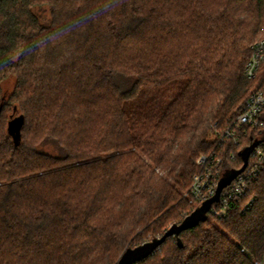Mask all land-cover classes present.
I'll return each instance as SVG.
<instances>
[{
    "label": "trees",
    "instance_id": "trees-1",
    "mask_svg": "<svg viewBox=\"0 0 264 264\" xmlns=\"http://www.w3.org/2000/svg\"><path fill=\"white\" fill-rule=\"evenodd\" d=\"M262 29L264 0H0V264H118L199 209ZM219 209L137 264H264V167Z\"/></svg>",
    "mask_w": 264,
    "mask_h": 264
},
{
    "label": "built area",
    "instance_id": "built-area-1",
    "mask_svg": "<svg viewBox=\"0 0 264 264\" xmlns=\"http://www.w3.org/2000/svg\"><path fill=\"white\" fill-rule=\"evenodd\" d=\"M263 35L251 47L250 58L245 66V76L254 81L259 88L240 104L236 117L224 129L213 127L212 137L219 143L230 142L234 146L242 145L246 140L258 145L249 157L244 172L224 189L217 204L219 210H213L215 216H225L231 203L240 202L249 192L252 182L259 178L264 167V29ZM231 154V159L235 160ZM223 159L217 155H203L197 160L201 172L192 182L189 197L193 201L206 202L214 197L222 179ZM249 201L247 204H250Z\"/></svg>",
    "mask_w": 264,
    "mask_h": 264
},
{
    "label": "water",
    "instance_id": "water-1",
    "mask_svg": "<svg viewBox=\"0 0 264 264\" xmlns=\"http://www.w3.org/2000/svg\"><path fill=\"white\" fill-rule=\"evenodd\" d=\"M257 145L258 143H254L250 147H247L244 151H242L241 155L244 162L243 167L240 170L229 171L224 174V176L220 180L219 187L214 197L204 202L199 209L194 211L191 215L187 216L182 221V223L172 225L163 237L146 242L135 248L128 249L126 253L120 258L118 264H137L138 262L146 260L155 252H157L161 245L166 241V239L171 236H176L178 238L177 240L179 246L182 247L183 243L180 239V235L184 231H187L199 225L200 222L206 218L207 212L216 202L220 200L221 194L224 189L228 187L237 176H239L242 172L245 171L249 163V157Z\"/></svg>",
    "mask_w": 264,
    "mask_h": 264
},
{
    "label": "rangeland",
    "instance_id": "rangeland-1",
    "mask_svg": "<svg viewBox=\"0 0 264 264\" xmlns=\"http://www.w3.org/2000/svg\"><path fill=\"white\" fill-rule=\"evenodd\" d=\"M36 13L39 15V17L41 18V21L44 24H48L51 20V15H50V11L47 8H37L36 9ZM189 203L191 205H193L192 201L190 200Z\"/></svg>",
    "mask_w": 264,
    "mask_h": 264
}]
</instances>
